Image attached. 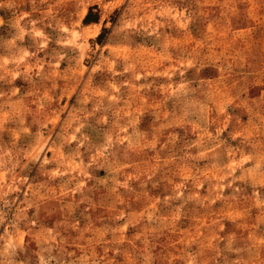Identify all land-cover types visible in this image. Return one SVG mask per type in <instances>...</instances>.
Segmentation results:
<instances>
[{
  "label": "rangeland",
  "instance_id": "obj_1",
  "mask_svg": "<svg viewBox=\"0 0 264 264\" xmlns=\"http://www.w3.org/2000/svg\"><path fill=\"white\" fill-rule=\"evenodd\" d=\"M0 264H264V0H0Z\"/></svg>",
  "mask_w": 264,
  "mask_h": 264
}]
</instances>
